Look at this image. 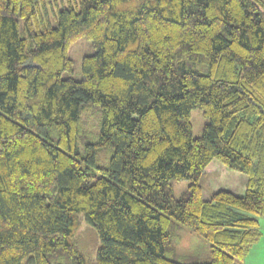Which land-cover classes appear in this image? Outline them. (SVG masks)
<instances>
[{"label": "trees", "instance_id": "1", "mask_svg": "<svg viewBox=\"0 0 264 264\" xmlns=\"http://www.w3.org/2000/svg\"><path fill=\"white\" fill-rule=\"evenodd\" d=\"M44 1L0 0V264H88L72 242L80 214L100 239L91 264H244L264 217V9L79 0L51 22ZM81 37L93 53L75 79ZM89 102L97 134L81 125ZM194 107L209 120L198 137ZM224 168L245 185L206 196L205 174ZM181 227L209 243L206 260L171 256Z\"/></svg>", "mask_w": 264, "mask_h": 264}, {"label": "rangeland", "instance_id": "2", "mask_svg": "<svg viewBox=\"0 0 264 264\" xmlns=\"http://www.w3.org/2000/svg\"><path fill=\"white\" fill-rule=\"evenodd\" d=\"M259 6L264 9V0H257ZM72 5L74 8H79V0H45L44 3H40V14L45 17L48 16L51 22L54 20V13L58 8L68 7ZM38 14V17L39 15ZM93 53L91 41L85 37L79 38L75 41L70 49L69 56L74 59V69L72 77L79 79L82 74L81 58L84 55ZM62 77L67 76V73H62ZM97 104L85 103L81 110L80 121L82 127L95 134L99 132V115L97 110ZM93 114V116H92ZM92 116V117H90ZM90 118L88 126H83L82 122ZM191 125L192 134L198 137L202 134L203 127L208 123L202 110L199 107H194L190 110V116L188 118ZM91 126V127H90ZM77 145L82 147L81 139H77ZM113 152L112 147L99 148L95 155V162L99 166L108 165L109 158ZM207 175V176H205ZM202 179V185L204 186L203 192L206 196H209L212 192L217 190H228L233 192H239L240 187L246 183V175L231 169L224 168L222 171L209 172L205 174ZM190 181L186 179L173 181V196L179 198L183 196L189 186ZM260 231L264 234V217H259ZM177 236L180 234V242L172 240L173 248L171 255L174 259L186 262L189 259L193 260H206L209 256V243L202 238L198 237L192 231L181 227L177 232ZM72 242L86 259L88 264H91L96 259V253L100 244V239L95 228L90 225L84 218L83 214L79 215L78 228L72 238ZM264 251V237L255 245L252 246L248 255L244 259L247 264H259L264 263V255L261 251ZM261 253V254H260ZM260 254V258H258Z\"/></svg>", "mask_w": 264, "mask_h": 264}, {"label": "crops", "instance_id": "3", "mask_svg": "<svg viewBox=\"0 0 264 264\" xmlns=\"http://www.w3.org/2000/svg\"><path fill=\"white\" fill-rule=\"evenodd\" d=\"M263 237H264V234L262 233V236L260 237L259 241H260ZM259 241H258V242H259ZM258 242H257V243H258ZM254 245H255V244H254ZM251 248H252V247H251ZM251 248H250V249H251ZM249 251H250V250H249ZM249 251H248V253H249ZM261 253H262V255H264V251H263V250L261 251ZM261 253H260V254H261ZM260 254H259L258 258H260ZM247 255H248V254H247ZM247 255H246V256H247ZM245 258H246V257H245ZM245 258H244V259H245ZM258 263H259V264H264L263 262H258ZM244 264H247V263L244 262Z\"/></svg>", "mask_w": 264, "mask_h": 264}]
</instances>
